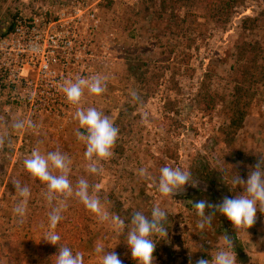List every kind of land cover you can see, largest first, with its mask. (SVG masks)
<instances>
[{
	"label": "rangeland",
	"instance_id": "1",
	"mask_svg": "<svg viewBox=\"0 0 264 264\" xmlns=\"http://www.w3.org/2000/svg\"><path fill=\"white\" fill-rule=\"evenodd\" d=\"M88 2L91 7L87 10L95 9L97 27L91 30L84 25L78 30L83 42L69 52L66 62L54 64L43 52L49 43L42 46L41 42L32 60L26 57L23 64L15 57L24 46L10 43L0 49V264L35 260L41 234L27 224L28 216L41 213L43 228L48 230V214L60 204L66 205L60 221L81 233L77 250L84 254V264H101L95 251L97 243H103L105 251H114L123 264L131 253L122 232L126 235L130 229L134 213L150 216L157 204L168 213L164 222L167 236L153 237L157 243L152 264L211 260L225 234L234 241L232 254L236 256V247L245 254V261L236 256V264H264V207L247 230L235 229L219 213L212 216L211 227L200 230L201 218L193 207L200 200L215 205L225 197L241 195L243 188L233 183L234 178L246 179L258 159L264 161V82L254 88L249 113L231 142L221 129L229 121L227 94L236 45L255 44L264 62V0H246L225 27L202 23L210 0ZM71 6V0H0V37L8 32L13 16L36 14L53 19L63 9L64 17L72 18ZM247 15L256 17L257 23L253 29L243 30L242 19ZM182 18L184 22L179 21ZM89 20L88 25L94 21ZM50 31L57 34L60 25L54 24ZM29 50L26 46L25 51ZM184 54L192 55L187 56L188 64ZM44 63H49L51 71L43 70ZM177 68L181 72L180 68H187L175 76L179 89L168 82ZM206 72L212 89L226 96L210 114L203 113L195 100ZM154 74L160 75L158 86L154 93H145L142 78L151 80ZM95 76L104 80L103 93L95 95L85 89L78 105L66 101L61 86L67 80ZM78 107L96 108L119 129L109 158H85L86 145L76 136L74 113ZM17 121H31L33 127L15 129ZM33 150L42 155L55 151L66 155L73 189L81 178L86 179L90 195L99 196L110 219L100 222L74 195L58 196L49 203L46 183L34 179L24 168L23 162ZM90 165L98 171L90 173ZM164 166L191 172V183L172 197L161 195L154 187ZM51 172L61 174L56 169ZM16 182L30 191L23 219L12 211L18 199ZM111 217H119L125 228L122 230Z\"/></svg>",
	"mask_w": 264,
	"mask_h": 264
},
{
	"label": "clouds",
	"instance_id": "2",
	"mask_svg": "<svg viewBox=\"0 0 264 264\" xmlns=\"http://www.w3.org/2000/svg\"><path fill=\"white\" fill-rule=\"evenodd\" d=\"M62 92L66 101L78 105L84 90L87 89L91 94L99 95L105 91L104 80L95 76L90 79L77 78L75 81L69 79L62 86ZM135 93L133 96L135 97ZM74 119L78 122L76 136L85 143V158L92 161L107 159L112 155V148L116 142L119 129L114 123L101 111L89 107L87 109L78 107L74 113ZM13 127L15 129H25L33 127L32 122L17 121ZM82 129V131H81ZM25 170L34 178L39 179L47 185V200L51 203L58 196L78 197L85 208L96 214L100 222L110 219V214L101 206V200L98 195H90L89 183L86 179L81 178L75 189L68 179L70 171L69 158L59 151L49 152L42 155L39 150H33L24 162ZM51 169L58 170L60 175H53ZM90 173H96L97 167L90 165ZM144 174V170H141ZM191 183V172L183 170L180 167L164 166L159 171V176L154 182L156 190L164 196H173L177 191L182 189L185 184ZM233 183L242 186L243 191L239 196L234 198L225 197L219 204H209L206 200H200L193 203L197 209V215L201 218L197 227L204 230L211 227L212 216L219 213L231 222L235 229H248L255 223L256 214L261 207H264V161L258 159L257 163L249 170L247 178L241 179L237 175ZM17 191V202L13 207V214L23 219L27 213L28 198L30 191L27 187L21 186L19 182L14 185ZM258 205L260 207H258ZM66 205L60 204L48 214V230L44 233L43 239L49 244L57 245L59 248L54 255V264H84V254L74 253L73 250L59 243L61 237L55 232L57 224L62 219V212ZM214 208L215 212L206 214L205 210ZM168 213L158 204L151 209L150 216L142 212L133 214L130 221V229L126 232L125 242L131 253V258L136 264H152L153 252L157 240L154 236H160L161 239L167 236V229L164 222ZM119 227L125 228L124 221L119 217H111ZM234 241L231 236L225 234L220 248L217 250L211 260L201 258L196 264H236V256L232 254ZM103 243H97L95 251L101 256V264H122L118 255L114 251H105Z\"/></svg>",
	"mask_w": 264,
	"mask_h": 264
},
{
	"label": "trees",
	"instance_id": "3",
	"mask_svg": "<svg viewBox=\"0 0 264 264\" xmlns=\"http://www.w3.org/2000/svg\"><path fill=\"white\" fill-rule=\"evenodd\" d=\"M177 1V0H176ZM182 1V3H187L188 0H178ZM246 0H210L208 6L206 7L205 14L202 16L204 21L202 23H212L216 27H225L231 17L236 13L237 8L240 6H244ZM163 5V4H162ZM165 5V4H164ZM171 11H175L172 9ZM178 17V16H177ZM179 21H183L184 19H180ZM257 23V18L253 16H245L242 19L241 29L250 30L255 27ZM183 26V24H182ZM13 23L10 21L8 25V30L12 29ZM236 52L234 63L231 66V77H232V85L227 94L228 97V123L222 127L223 133H226L228 137V143L231 142L233 137L236 135L237 131L242 127L243 122L246 116L249 113V109L252 105L254 97L256 93L254 92V88L257 87L260 83L264 82V62L262 63L260 60L262 59L258 54V47L255 44H240L236 45ZM173 49H170L171 53ZM191 57V54H184V62L185 64L188 61V58ZM169 60V58H167ZM165 68L169 69V66H165ZM182 72L178 68L177 70L171 73L168 82H172L176 89L180 88V84L178 79H176L177 74H181L184 71H187V68H180ZM159 71V74L164 75V71ZM159 74H154L153 78L149 80V77L144 76L142 78L143 86L142 90L145 93L152 94L155 91V87L158 86V78H160ZM151 81L153 85L149 82ZM226 96L221 94L211 87V77L208 72L204 74V77L199 83L197 91L195 93V100L198 103L200 110L203 113L210 114L216 107V105L220 101H224ZM115 153L118 151L115 149ZM172 157V156H171ZM43 216L41 213L35 216H28L27 224L32 225L35 232H39L41 234V238L44 233L47 231L43 228ZM55 232L58 233L61 237L59 243L61 245H66L70 247L74 253L78 252L77 245L79 241L82 239L81 233L72 230V227L67 228L60 221L56 228ZM59 248V244L52 245L40 239L37 256L35 260L28 261L27 264H54L55 254L57 253ZM236 256L238 260L245 261L246 257L243 251L236 247L235 248ZM0 262H1V248H0ZM135 262L131 257L128 258L123 264H132ZM21 264V263H20Z\"/></svg>",
	"mask_w": 264,
	"mask_h": 264
},
{
	"label": "built area",
	"instance_id": "4",
	"mask_svg": "<svg viewBox=\"0 0 264 264\" xmlns=\"http://www.w3.org/2000/svg\"><path fill=\"white\" fill-rule=\"evenodd\" d=\"M137 1L138 0H125V2L130 4ZM71 4L72 9L69 14L72 18L64 17L65 12L63 9H60L57 16L53 19L38 16L36 14L29 17L21 15L13 16L11 20L13 23L12 29L8 30L4 36L0 37V49L3 48L2 46L7 47L10 43L18 47L24 46L21 51H18L20 54L15 57L16 62L23 64L26 57H30V60H32L41 42L42 46L45 43H49L43 52L46 51L47 55H50L54 64L61 61L66 62L69 59V52L83 42V38L78 30L82 29L84 25H87L86 27L92 30L94 27H97L98 23L97 20H95V9L92 12L87 10L91 7L88 0H71ZM63 5L64 4H62V6ZM83 16L89 17L94 21L88 25L90 21L89 18H82ZM54 24L60 25V31L57 33L58 35L53 33L57 31H50ZM26 46L30 47L29 52L25 51ZM49 63L43 64V70L46 72L51 71V69H49ZM10 65L11 63H9L8 67H10ZM12 72L13 76L17 77L18 74L16 70L12 69Z\"/></svg>",
	"mask_w": 264,
	"mask_h": 264
}]
</instances>
